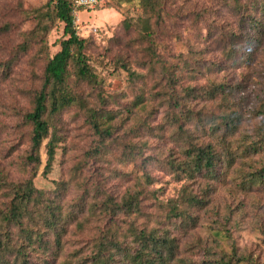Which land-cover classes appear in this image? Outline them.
Segmentation results:
<instances>
[{
    "label": "rangeland",
    "instance_id": "374dc122",
    "mask_svg": "<svg viewBox=\"0 0 264 264\" xmlns=\"http://www.w3.org/2000/svg\"><path fill=\"white\" fill-rule=\"evenodd\" d=\"M262 1L74 6L96 81L69 70L79 101L46 115L58 140L45 172L47 139L38 162L27 160L31 124L25 115L47 59L65 36L63 23L47 16L48 0H0V211H8L13 190L27 179L40 192L21 226L0 215V264H21L15 256L21 243L26 264L86 263L103 232L132 241L141 229L177 238L181 260L168 264H214L229 256L231 264H264V179L247 186L251 172L264 166V9H250ZM245 6L262 21L247 60L240 57L244 49L227 42L231 31L241 30L243 39L254 32ZM92 111L101 132L92 126ZM191 143L211 144L222 158L224 149L235 156L216 162L215 177H189L168 162L184 160ZM186 185L203 199L192 206L177 202L190 220L169 211Z\"/></svg>",
    "mask_w": 264,
    "mask_h": 264
},
{
    "label": "trees",
    "instance_id": "16d2710c",
    "mask_svg": "<svg viewBox=\"0 0 264 264\" xmlns=\"http://www.w3.org/2000/svg\"><path fill=\"white\" fill-rule=\"evenodd\" d=\"M233 1L237 3L238 0ZM147 2L148 0H140L141 4ZM47 6L49 7L47 16L63 23V33L65 36L60 41L59 49L47 59L43 70L41 87L35 95L31 111L25 115V118L31 124L30 140L32 152L27 155V160L38 162V151L42 142L47 139L45 144L47 153V160L44 166L45 172L48 171L54 159L55 142L58 140L56 133H50L49 131L51 123L46 115L49 113L50 117H52L65 106L79 101L70 89L68 79L71 73L69 70L72 69L79 80L88 83L96 81V75L92 72L85 53L86 41L77 34L75 29L73 0H48ZM241 8L242 6L239 5L238 10ZM250 9H264V0L250 4ZM244 17L249 27L254 28V32L247 36L248 39H243L240 37L242 35L241 30L231 31L232 34L227 37V42H233L235 46L237 45V47L244 49L243 51L240 50V57L247 60L249 58L248 55L252 52V46H256L257 40L260 38L258 33L261 30L262 21L260 17L258 18L251 11H248L247 6H245ZM243 23L244 21L240 19L241 26H244ZM243 42L244 46H241ZM233 49L236 52L237 49L234 47ZM230 51H232L231 48ZM105 114L108 116L107 113ZM88 116L92 126L101 132L102 129H99L100 121L94 119L95 112H89ZM228 122L231 123V128L233 129V121ZM247 149L246 147L241 152L245 155L247 154ZM185 150L186 157L184 160L179 161L175 165L168 162L171 168L176 172H185L189 177H194L197 174H207L210 177L216 176L215 165L222 157L214 150L211 144L191 143ZM224 151L226 150L224 149ZM224 151L222 152L224 153L222 159H230L235 156L233 153ZM251 173L250 177L252 179L247 182L248 187L255 182L263 181L264 166L260 171H252ZM146 178H149V175H146ZM13 191L14 196L11 199L8 211L6 213L0 211V215L1 219L7 218L21 226V222L27 215L28 204L37 199L40 192L33 186L31 179H27L22 185L15 187ZM133 198L134 196L131 195L127 201L130 207L135 206L137 203L132 201ZM178 201L192 206L203 202V199L198 194L191 193L186 185V187L181 188L178 197L171 200L170 213L174 216L190 220L192 219V214L187 209L178 208ZM31 206L32 211L37 212L38 206L35 203H32ZM125 208L128 209L129 207ZM53 215L54 212L52 213ZM217 231H215L216 235H218ZM132 234L134 235L133 240L127 241V239L117 240L114 235H108L107 232H103L95 238L93 242L94 250L90 252V255L86 256L88 258L85 261L86 263L80 264H168L176 259L181 260V258H178V243L175 236L168 235L167 232L159 234L157 230L146 231L145 229H141L139 232L134 230ZM27 240L29 242V235H27ZM21 246L22 243L19 245L15 256L18 260L22 261L21 264H26V254L21 251ZM5 247L8 248V245L6 244L4 249ZM4 256L0 255V262L4 260ZM231 258L232 256H229L227 260L223 258L215 260L214 264H231ZM241 259L248 260L249 257L238 258V260ZM44 261L49 263L50 257H44Z\"/></svg>",
    "mask_w": 264,
    "mask_h": 264
},
{
    "label": "built area",
    "instance_id": "2783aa9c",
    "mask_svg": "<svg viewBox=\"0 0 264 264\" xmlns=\"http://www.w3.org/2000/svg\"><path fill=\"white\" fill-rule=\"evenodd\" d=\"M97 0H73V5L74 6H87L90 7L92 5H95Z\"/></svg>",
    "mask_w": 264,
    "mask_h": 264
}]
</instances>
